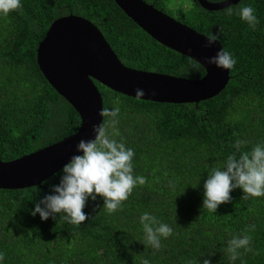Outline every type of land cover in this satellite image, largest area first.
<instances>
[{"label":"trees","instance_id":"trees-1","mask_svg":"<svg viewBox=\"0 0 264 264\" xmlns=\"http://www.w3.org/2000/svg\"><path fill=\"white\" fill-rule=\"evenodd\" d=\"M197 30L219 33L221 48L236 61L225 85L197 102H161L132 97L94 80L102 108L120 109L115 137L133 149V175L146 178L120 210L108 213L103 199H89L79 226L31 215L35 202L58 183L59 169L39 185L0 189V264H264V196L242 198L216 212L202 207L208 169L236 152L264 144V0H238L209 10L196 0H145ZM22 8L0 14V160L30 153L75 130L78 115L45 80L35 62L37 42L56 17L82 15L102 33L127 66L185 77L203 67L157 42L114 0H20ZM251 6L255 30L237 12ZM232 8L231 15L227 9ZM111 118L102 117L101 123ZM109 133L112 132L109 126ZM174 182L175 187L170 186ZM148 212L173 233L161 248L144 243L140 216ZM249 225L255 230L245 232ZM251 236L252 251L229 258L227 241Z\"/></svg>","mask_w":264,"mask_h":264},{"label":"water","instance_id":"water-1","mask_svg":"<svg viewBox=\"0 0 264 264\" xmlns=\"http://www.w3.org/2000/svg\"><path fill=\"white\" fill-rule=\"evenodd\" d=\"M157 42L193 59L202 75L185 77L125 65L100 30L88 18L69 13L54 18L37 42L35 62L49 85L76 111L74 131L27 154L0 160V189L36 186L76 152L79 139H94L93 125L101 124V94L94 80L117 92L161 102H197L225 85L228 70L207 63L221 49L219 42L205 47L206 35L145 0H114ZM214 10L238 0H196Z\"/></svg>","mask_w":264,"mask_h":264},{"label":"clouds","instance_id":"clouds-1","mask_svg":"<svg viewBox=\"0 0 264 264\" xmlns=\"http://www.w3.org/2000/svg\"><path fill=\"white\" fill-rule=\"evenodd\" d=\"M22 8L20 0H0V14L8 15L10 12ZM232 8L227 9L231 15ZM237 15L255 30L259 23L255 10L251 6H242ZM220 40L219 33H208L205 47L212 46ZM207 63L218 68L230 70L236 61L224 49L218 50L215 55L206 57ZM143 89H136V96L142 97ZM120 109L102 108L99 115L111 118L99 125H93L94 139L81 138L75 145L76 152L70 156L57 174L58 183L50 186L48 193L35 202L31 215L39 214L40 219L56 218L72 225L79 226L88 219L83 211L89 199L95 201L97 196L103 199V207L108 213L121 209L122 202L127 200L137 185H144L146 178L133 175V149L127 148L123 142L115 137L119 131L115 128ZM109 126L112 132L109 133ZM248 141L237 140L235 149L239 152L229 154L223 165L208 169L207 178L203 183L202 207L210 212H216L221 204L231 202L230 193L236 188L243 192L242 198L264 196V144L254 145L250 151H240ZM175 187L174 182H170ZM140 223L144 232V243L159 250L161 237L172 235L173 229L157 217L144 212L140 216ZM255 230V225H249L245 232ZM251 236H233L227 241L226 251L229 258L235 261L240 256V249L252 251ZM4 254L0 253V260ZM141 264H149L142 259ZM202 264H211L204 259Z\"/></svg>","mask_w":264,"mask_h":264},{"label":"rangeland","instance_id":"rangeland-1","mask_svg":"<svg viewBox=\"0 0 264 264\" xmlns=\"http://www.w3.org/2000/svg\"><path fill=\"white\" fill-rule=\"evenodd\" d=\"M174 16V15H173Z\"/></svg>","mask_w":264,"mask_h":264}]
</instances>
